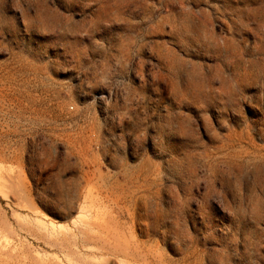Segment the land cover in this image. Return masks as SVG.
Returning a JSON list of instances; mask_svg holds the SVG:
<instances>
[{"label": "rangeland", "instance_id": "374dc122", "mask_svg": "<svg viewBox=\"0 0 264 264\" xmlns=\"http://www.w3.org/2000/svg\"><path fill=\"white\" fill-rule=\"evenodd\" d=\"M0 264H264V0H0Z\"/></svg>", "mask_w": 264, "mask_h": 264}]
</instances>
